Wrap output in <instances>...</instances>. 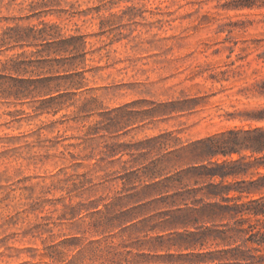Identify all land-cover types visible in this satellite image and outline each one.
Segmentation results:
<instances>
[{"label":"rangeland","instance_id":"rangeland-1","mask_svg":"<svg viewBox=\"0 0 264 264\" xmlns=\"http://www.w3.org/2000/svg\"><path fill=\"white\" fill-rule=\"evenodd\" d=\"M263 79L264 0H0V264H264Z\"/></svg>","mask_w":264,"mask_h":264},{"label":"trees","instance_id":"trees-1","mask_svg":"<svg viewBox=\"0 0 264 264\" xmlns=\"http://www.w3.org/2000/svg\"><path fill=\"white\" fill-rule=\"evenodd\" d=\"M252 4L251 2L248 1H243L242 3L238 4L237 7H251ZM260 89L259 90L261 93L264 92V79L262 80L261 84H260ZM259 112H264V110H261ZM238 145H243L242 147L245 148H251L253 151H262L264 149V130H254L252 131V133H250V135L247 136V142H243V144L239 143V142H235ZM233 172H226L225 174H223V176L225 175H233ZM212 175H216V174H212Z\"/></svg>","mask_w":264,"mask_h":264}]
</instances>
